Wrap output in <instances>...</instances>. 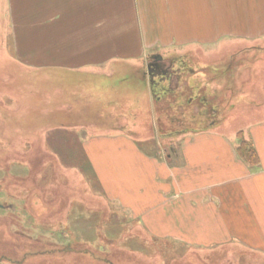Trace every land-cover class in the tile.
<instances>
[{
  "label": "crops",
  "instance_id": "obj_1",
  "mask_svg": "<svg viewBox=\"0 0 264 264\" xmlns=\"http://www.w3.org/2000/svg\"><path fill=\"white\" fill-rule=\"evenodd\" d=\"M0 33L13 51L6 59L43 78V105L79 112L63 120L90 130L83 150L101 190L145 233L197 248L236 241L264 254V121L247 132L254 169L224 136H183L178 152L148 154L136 130L146 102L149 110L155 99L172 105L174 91L155 93L148 74L153 51H220L228 35L259 40L264 0H0ZM206 70L189 75L199 81ZM206 86L185 88L188 114L195 101L198 111L208 104Z\"/></svg>",
  "mask_w": 264,
  "mask_h": 264
},
{
  "label": "rangeland",
  "instance_id": "obj_2",
  "mask_svg": "<svg viewBox=\"0 0 264 264\" xmlns=\"http://www.w3.org/2000/svg\"><path fill=\"white\" fill-rule=\"evenodd\" d=\"M258 39L228 35L220 51L202 44L157 47L152 57L181 73L178 86L174 81L169 90L172 97L166 96L171 106L155 99L150 112L145 103L138 146L148 154L158 147L178 152L180 137L202 132L234 144L239 133L248 139L249 128L264 121V35ZM9 43L0 33V263L264 264L263 253L236 241L197 248L145 233L101 190L83 150L90 130L63 120L79 112L61 111L51 102L44 106L43 78L6 59L13 55ZM214 60L218 64H208ZM204 65L208 77L193 80L189 70ZM154 83L157 93L161 84L155 78ZM193 83L207 85L208 104L198 111L199 99L187 107L194 113L188 114L191 96L185 88Z\"/></svg>",
  "mask_w": 264,
  "mask_h": 264
},
{
  "label": "flooded vegetation",
  "instance_id": "obj_3",
  "mask_svg": "<svg viewBox=\"0 0 264 264\" xmlns=\"http://www.w3.org/2000/svg\"><path fill=\"white\" fill-rule=\"evenodd\" d=\"M150 63L152 64L150 77L157 79V82L161 84V86L156 85V89L157 91L159 90V93H161L162 90V94L166 91L168 92L173 87L174 81L176 86H178L179 78H177V76L180 75V71L174 72L172 69L173 67L169 63L154 62L153 60H151ZM164 83H166L167 86L162 88Z\"/></svg>",
  "mask_w": 264,
  "mask_h": 264
},
{
  "label": "trees",
  "instance_id": "obj_4",
  "mask_svg": "<svg viewBox=\"0 0 264 264\" xmlns=\"http://www.w3.org/2000/svg\"><path fill=\"white\" fill-rule=\"evenodd\" d=\"M236 156L250 169H254L258 165V156L251 140L238 134V142L235 148Z\"/></svg>",
  "mask_w": 264,
  "mask_h": 264
},
{
  "label": "water",
  "instance_id": "obj_5",
  "mask_svg": "<svg viewBox=\"0 0 264 264\" xmlns=\"http://www.w3.org/2000/svg\"><path fill=\"white\" fill-rule=\"evenodd\" d=\"M151 59H152L154 62H159V61H161V58H160V57H157V56H153ZM151 66H152V64H148V67H147V69H148V74H149V71H150V69H151Z\"/></svg>",
  "mask_w": 264,
  "mask_h": 264
}]
</instances>
